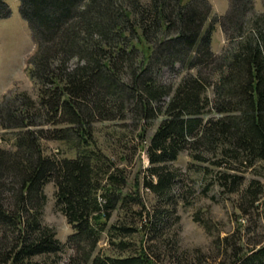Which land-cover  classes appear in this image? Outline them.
<instances>
[{"label": "trees", "instance_id": "obj_1", "mask_svg": "<svg viewBox=\"0 0 264 264\" xmlns=\"http://www.w3.org/2000/svg\"><path fill=\"white\" fill-rule=\"evenodd\" d=\"M229 2L217 21L226 45L213 54L207 0H19L36 42L35 97L13 90L0 100V128L14 134L13 148L0 146V264H59L66 248V264H156L149 243L175 207L180 174L169 164L179 153L209 162L200 172L214 169L209 183L228 193L246 168L264 170V14L250 13L252 0ZM7 13L0 0V17ZM175 64L185 73L161 82L159 71ZM113 120L148 138L141 185L156 203L145 213L139 181L125 191L123 169L98 147L94 124ZM43 140L74 155L45 153ZM48 182L71 227L66 242L43 223ZM262 186L251 179L242 193L252 203ZM104 234L112 254L99 247ZM223 240L225 264H264V243L243 250Z\"/></svg>", "mask_w": 264, "mask_h": 264}, {"label": "rangeland", "instance_id": "obj_2", "mask_svg": "<svg viewBox=\"0 0 264 264\" xmlns=\"http://www.w3.org/2000/svg\"><path fill=\"white\" fill-rule=\"evenodd\" d=\"M9 13L0 17V99L5 92L13 90L27 91L35 97V86L28 75L29 59L35 52L36 42L29 23L21 15L19 0H4ZM209 14L203 23H212L210 29V50L219 54L226 45L225 35L220 24L221 17L229 11V0H207ZM262 0H252L250 13L264 14ZM185 73V68L175 64L173 68L163 67L157 78L163 83H175ZM211 96V92L208 91ZM213 115H216L213 113ZM212 116V114H211ZM158 119L146 131V137L154 129ZM131 124L129 120H113L96 122L94 124L98 147L119 168L126 177L125 191L134 192L136 180L139 181V193L144 202V213L150 211L156 203L154 196L141 185V178L146 174L148 158L143 147L148 138L141 142L137 132L140 128L124 126ZM3 136V137H2ZM120 139L122 143L120 142ZM0 146L13 148V131L0 128ZM45 153L58 156H73V150L58 140H43ZM126 157L123 159L121 157ZM169 166L179 172V179L171 189L172 197L176 199L170 218L165 221L158 241L151 249L158 251L156 264H225L224 240H233L234 245L241 249L255 248L264 243V170L260 163L246 168L241 174L243 180L237 192L228 193L213 180L214 169L207 174L200 172L202 167L213 168L209 162H196L186 151L170 162ZM264 166V165H263ZM197 170L199 172H197ZM205 177V178H204ZM251 179L259 181L263 186L258 199L250 202L242 189ZM46 203L43 208V223L54 228L56 236L66 242L71 233V227L64 215L55 205V187L48 182L43 188ZM115 215V213H114ZM200 216L208 221L210 227L204 229L194 220ZM113 221V219H111ZM139 234H133L128 240H138ZM216 239H218L216 241ZM105 234L99 247L102 252L108 250ZM148 244V243H147ZM72 249L66 248L59 264H66Z\"/></svg>", "mask_w": 264, "mask_h": 264}]
</instances>
